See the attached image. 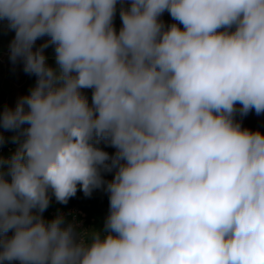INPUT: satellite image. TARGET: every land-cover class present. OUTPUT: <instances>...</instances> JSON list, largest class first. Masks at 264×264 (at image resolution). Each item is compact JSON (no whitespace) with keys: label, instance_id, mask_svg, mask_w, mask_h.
<instances>
[{"label":"clouds","instance_id":"clouds-1","mask_svg":"<svg viewBox=\"0 0 264 264\" xmlns=\"http://www.w3.org/2000/svg\"><path fill=\"white\" fill-rule=\"evenodd\" d=\"M5 20L36 80L0 111V264H264V134L235 118L264 113V0H0ZM78 187L108 194L103 229L44 218Z\"/></svg>","mask_w":264,"mask_h":264},{"label":"trees","instance_id":"trees-1","mask_svg":"<svg viewBox=\"0 0 264 264\" xmlns=\"http://www.w3.org/2000/svg\"><path fill=\"white\" fill-rule=\"evenodd\" d=\"M119 7L120 5L118 4L117 13L114 18V27L116 28L117 32L119 31L121 24H122L120 20V16H119ZM3 39H4V31L0 27V44ZM44 39L46 38H42L41 40H38L37 46H39L40 43H43ZM46 55L49 57V60H48L49 64L52 66H55L54 49L52 47H49L48 49H46ZM35 80H36L35 76H30L25 73V77L23 81L20 83L21 84V96L28 93L30 87L34 85ZM9 89H10V86L7 81V78L4 72L0 70V111H2L5 106H8L7 99L9 95ZM83 94L88 98L89 103H91L92 93L89 91ZM256 116L264 118V113L257 115L255 111L253 110L249 112L246 116H241L239 113H237L235 118L236 120L241 122L243 128H247L253 131L256 127V122H255ZM3 134L6 138L12 135V133L9 131H4ZM2 147L5 153L9 152L10 154L15 149V145L12 144L10 141L5 143ZM112 175H113L112 173L105 174V179H109V180L112 179ZM56 207L65 208V209L78 207L86 214V218L84 220L85 230L92 229V228L103 229L104 221L109 211V198L102 195L98 189L94 190L90 197H86L84 193L81 190H79V187H78L76 196L71 198L66 205L58 203L55 200V197L54 196L52 197L50 206L43 213V216L46 220L53 219L49 215V210L56 208Z\"/></svg>","mask_w":264,"mask_h":264},{"label":"rangeland","instance_id":"rangeland-1","mask_svg":"<svg viewBox=\"0 0 264 264\" xmlns=\"http://www.w3.org/2000/svg\"><path fill=\"white\" fill-rule=\"evenodd\" d=\"M160 19L166 24L169 25L173 23L171 16L168 12H165ZM0 27L4 31V39L0 44V70H2L7 78L9 83V95L7 99V104L9 107H14L18 97L21 96V82L25 77V72L23 71V64L22 62H17L13 64L9 59V44L11 40L14 38V31L9 30L7 28V21H0ZM182 27V25H181ZM91 92V89H83V93ZM92 96V95H91ZM256 127L253 131L259 130L262 134H264V118L256 116L255 118ZM98 147L102 148L103 150L107 151L109 154H114L115 149L113 147L108 146L104 142H101ZM3 148V147H2ZM9 155V152H6ZM102 195L109 198L108 194L103 191V189H98Z\"/></svg>","mask_w":264,"mask_h":264},{"label":"built area","instance_id":"built-area-1","mask_svg":"<svg viewBox=\"0 0 264 264\" xmlns=\"http://www.w3.org/2000/svg\"><path fill=\"white\" fill-rule=\"evenodd\" d=\"M0 155L9 156L5 153L2 147H0ZM58 213L65 215L70 220H74L78 222V230H85L84 220L86 218V214L80 208L74 207V208L65 209V208L56 207L49 210V215L52 218H54ZM9 235H11V233H9ZM13 264H18V262H13Z\"/></svg>","mask_w":264,"mask_h":264}]
</instances>
